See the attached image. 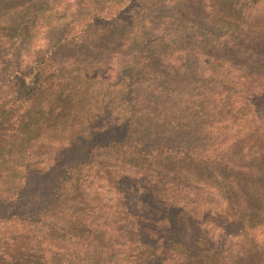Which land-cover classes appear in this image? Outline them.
<instances>
[{"label": "trees", "instance_id": "trees-1", "mask_svg": "<svg viewBox=\"0 0 264 264\" xmlns=\"http://www.w3.org/2000/svg\"><path fill=\"white\" fill-rule=\"evenodd\" d=\"M4 4L0 0V10ZM98 5L49 0L26 36L13 42L0 19L5 47L0 91L11 87L7 94L13 101L34 104L65 48L99 44L111 54L101 80L121 85L130 108L118 139L71 148L67 161L46 179L7 159L11 174L0 183V264H227L224 241L215 242L211 234L215 226L220 234L252 243L264 257V195L260 214L242 218L226 203L205 209V192L198 186L205 171L219 176L207 188L216 195L223 192L220 178L227 179L228 170L236 183L230 166L235 162L210 147V131L215 118L224 128L219 115L227 102L217 103L228 93L249 107L264 103V72L257 71L264 61L260 55L252 60L242 46L251 30L264 27V0H104ZM193 43L203 50L190 55ZM131 48L136 53L129 59ZM165 48L167 67L190 72L181 103L185 123L172 127L173 133L159 132L166 141L156 135L150 140L144 120L155 113L150 95L161 93L155 65ZM189 59L194 71L187 70ZM192 127L193 135L186 130ZM180 133L191 138L170 142ZM188 164L195 168L186 171Z\"/></svg>", "mask_w": 264, "mask_h": 264}, {"label": "rangeland", "instance_id": "rangeland-1", "mask_svg": "<svg viewBox=\"0 0 264 264\" xmlns=\"http://www.w3.org/2000/svg\"><path fill=\"white\" fill-rule=\"evenodd\" d=\"M47 1L4 0L0 19L4 18L8 25L5 35L10 42L20 37V34L26 36L30 22ZM76 1L97 7L99 3H104V0ZM185 32L189 33L188 30ZM204 34H208V31ZM246 37L242 45L246 55L251 56L252 60L259 59L260 55L261 61H264V27L251 30ZM185 44L188 45V42ZM193 44L188 46L190 55L197 53L195 50H203L201 45ZM3 47L4 42L0 41V56ZM159 50L163 51L162 61L155 66L158 78L162 81V89L161 93L155 91L150 95L155 102L151 106L155 113L144 122L149 132L146 135H151L150 140L156 135L157 140L166 141L165 135L159 132L173 133L172 127L184 126L181 103L187 91L183 88L185 79L190 72L187 74L167 67L163 60L170 51L166 48ZM135 53V48L129 49L128 58L134 57ZM207 54L211 55V52ZM110 58L111 54L103 51L99 44L65 48L58 57L60 64L56 72L30 107L19 105L8 96L11 87L0 91V183L11 174L6 166L9 157L12 164L19 162V169H29L39 179L41 176L46 179L54 175L63 161H67L65 155L71 148L76 151V147L80 146L85 148L109 143V136L118 139L127 126L130 108L122 97L124 91L121 85L106 84L101 80V72ZM189 61L194 62L193 59L185 62L187 70L189 68L194 71ZM209 61L207 59L206 64ZM257 65L260 68L257 69L258 73L264 72V62ZM223 102H227V106L224 114L219 117L225 119L223 126L226 129L219 128V118L213 119L209 145L215 151H224L235 162L230 166L235 173L236 183L230 182L232 171L228 170L227 179L224 175L220 178L223 192L216 195L207 188L210 181L219 178L218 174L203 172V182L198 185L205 192L203 206L208 209L210 205L221 206L226 203L242 218L257 217L262 205L260 198L264 195V103L249 107L236 101L230 93L228 98L219 100L217 107ZM194 124L195 121L191 125ZM186 130L192 131V135L195 133V127ZM188 138H191L189 133H180L171 138L170 142L178 145ZM112 164L114 169L115 165ZM194 168L188 164L185 170L191 171ZM189 183L197 186L194 181ZM211 234L215 242L224 241L223 251L226 252L227 264H264L262 253L252 243L220 234L217 226ZM204 239L208 245L211 243L208 231ZM210 250H214V247L211 246Z\"/></svg>", "mask_w": 264, "mask_h": 264}]
</instances>
